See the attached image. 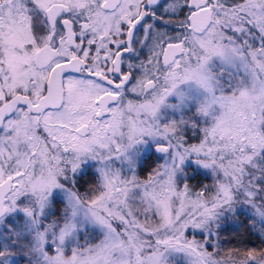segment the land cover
I'll use <instances>...</instances> for the list:
<instances>
[{
	"label": "snow or ice",
	"instance_id": "6c2138e0",
	"mask_svg": "<svg viewBox=\"0 0 264 264\" xmlns=\"http://www.w3.org/2000/svg\"><path fill=\"white\" fill-rule=\"evenodd\" d=\"M237 215L264 245V0H0V264H264Z\"/></svg>",
	"mask_w": 264,
	"mask_h": 264
},
{
	"label": "trees",
	"instance_id": "16d2710c",
	"mask_svg": "<svg viewBox=\"0 0 264 264\" xmlns=\"http://www.w3.org/2000/svg\"><path fill=\"white\" fill-rule=\"evenodd\" d=\"M252 223L253 221H250L246 215H237L230 219L227 225V232L222 236L223 240L228 241L225 249H235L244 246L264 247V245H261L260 237L251 230Z\"/></svg>",
	"mask_w": 264,
	"mask_h": 264
},
{
	"label": "rangeland",
	"instance_id": "374dc122",
	"mask_svg": "<svg viewBox=\"0 0 264 264\" xmlns=\"http://www.w3.org/2000/svg\"><path fill=\"white\" fill-rule=\"evenodd\" d=\"M192 183L195 184V183H197V182L193 181ZM204 183H210V181H209V180H205Z\"/></svg>",
	"mask_w": 264,
	"mask_h": 264
}]
</instances>
